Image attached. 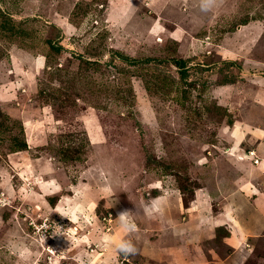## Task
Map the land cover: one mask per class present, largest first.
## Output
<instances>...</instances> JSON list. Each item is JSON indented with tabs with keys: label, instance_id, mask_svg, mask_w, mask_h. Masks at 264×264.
Returning a JSON list of instances; mask_svg holds the SVG:
<instances>
[{
	"label": "rangeland",
	"instance_id": "1",
	"mask_svg": "<svg viewBox=\"0 0 264 264\" xmlns=\"http://www.w3.org/2000/svg\"><path fill=\"white\" fill-rule=\"evenodd\" d=\"M252 75L264 0H0V264H264V179L229 153L264 125L244 107ZM149 194L161 210L123 233L118 213Z\"/></svg>",
	"mask_w": 264,
	"mask_h": 264
},
{
	"label": "crops",
	"instance_id": "2",
	"mask_svg": "<svg viewBox=\"0 0 264 264\" xmlns=\"http://www.w3.org/2000/svg\"><path fill=\"white\" fill-rule=\"evenodd\" d=\"M240 31H241V29H239V31H237V33ZM227 59H229L228 61H233L230 58H227ZM256 60L257 59H254V61L249 59L248 61H249V63H252L253 65H255V69H258L259 67L256 65L259 64V62ZM34 63H36V62H33V64ZM245 77L247 78V81H249L253 85L252 89H250V91L252 92V96L254 98L253 103H248V102H250L249 96H247L245 98V100H244L245 110H246V112H253L254 111V113H256V115H257L256 119H260V117H263V119H264V88L262 86L263 85L262 82L264 81V75H263V77H259L257 75L245 76ZM238 85H235L233 83H229V84L223 85L222 87H220V89H222L226 93H227V91H230L231 93H238L240 91V90H238ZM240 87H243V84ZM240 96L241 95H237V97H240ZM244 129L247 130L246 125H244V124L238 125V130L240 133L243 132ZM247 131H249V130H247ZM246 136H247V138L249 137L250 140L253 139V140H251L252 144L241 145V140H239V139L234 140L235 142L236 141L238 142L237 147L235 148V150L236 149L237 150L232 151L233 148H229V153L230 154L232 153V155L236 156L239 159L243 158V157H250L252 159H256V164L251 169L253 170L255 168L258 171V172H256V178L257 179H259V178L264 179V125L262 124V127L260 129L256 128L253 132H250V131L247 132ZM230 143H231V141H230ZM255 185H260V184L255 183ZM260 186L255 189L257 194L255 196H253L254 200H251V203H250L253 206L257 207L258 209L264 208V180L262 181V185H260ZM240 189H242V188L239 187L238 189H236V191H240ZM246 189H247V187H246ZM165 197L166 196H164V198ZM160 198H162V197H160ZM165 199L167 202L173 201V200L168 201L167 198H165ZM198 200L202 201V199L199 195L197 196V201ZM246 202L247 201H245V203ZM240 203H241V200H240ZM192 204H193V202H192ZM233 220H234V218H233ZM259 220L261 221L260 224L264 223V214H260ZM250 226H252V225H250ZM212 228H214V226H212ZM249 228H253V227H249ZM207 229H209L208 226H207ZM247 232H248V229L246 226L243 228L239 225V227L235 230V233H234L235 235H232L234 237H231V235H230V237L225 238L226 239V245L230 249L235 250L236 246L239 244V242L242 240V238L244 239L246 237Z\"/></svg>",
	"mask_w": 264,
	"mask_h": 264
},
{
	"label": "clouds",
	"instance_id": "3",
	"mask_svg": "<svg viewBox=\"0 0 264 264\" xmlns=\"http://www.w3.org/2000/svg\"><path fill=\"white\" fill-rule=\"evenodd\" d=\"M219 0H198V8L201 13L207 14L212 12L218 6ZM161 210V198H152L149 194V198L141 203L139 209L131 212L124 210L118 213L116 220L119 223V227L123 233L131 235L137 231V225L133 221V216L139 211L141 214L148 218H152ZM59 211V209H58ZM61 215L67 216L68 219H73L71 214L67 212H61ZM114 244L115 251L124 259L133 257L138 254L136 245L130 239L121 238L115 242L112 241L111 237H105V246ZM76 264H93L91 257L86 254H77L73 257Z\"/></svg>",
	"mask_w": 264,
	"mask_h": 264
},
{
	"label": "trees",
	"instance_id": "4",
	"mask_svg": "<svg viewBox=\"0 0 264 264\" xmlns=\"http://www.w3.org/2000/svg\"><path fill=\"white\" fill-rule=\"evenodd\" d=\"M182 64H183L182 60H175L173 62V65L177 67L178 69L182 66ZM23 150H25V142H23V144H21V146H19V149H18V151H23Z\"/></svg>",
	"mask_w": 264,
	"mask_h": 264
}]
</instances>
